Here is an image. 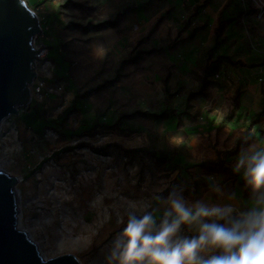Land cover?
Instances as JSON below:
<instances>
[{
	"label": "rangeland",
	"instance_id": "rangeland-1",
	"mask_svg": "<svg viewBox=\"0 0 264 264\" xmlns=\"http://www.w3.org/2000/svg\"><path fill=\"white\" fill-rule=\"evenodd\" d=\"M25 1L43 29L34 46L44 48L31 104L2 124L0 169L19 179V228L45 259L107 264L130 205L161 208L153 198L178 188L165 171L180 167L186 119L217 132L232 124L238 154L264 147V0H219L225 28L206 47L207 29L195 22L210 0ZM252 82L262 103L253 114L256 99L240 98ZM228 86L217 100L216 88ZM210 103L203 123L193 104Z\"/></svg>",
	"mask_w": 264,
	"mask_h": 264
},
{
	"label": "clouds",
	"instance_id": "clouds-1",
	"mask_svg": "<svg viewBox=\"0 0 264 264\" xmlns=\"http://www.w3.org/2000/svg\"><path fill=\"white\" fill-rule=\"evenodd\" d=\"M233 173L247 192L243 202L234 193L229 202L188 201L173 188L153 198L161 208L132 203L107 264H264V147L241 148Z\"/></svg>",
	"mask_w": 264,
	"mask_h": 264
},
{
	"label": "water",
	"instance_id": "water-1",
	"mask_svg": "<svg viewBox=\"0 0 264 264\" xmlns=\"http://www.w3.org/2000/svg\"><path fill=\"white\" fill-rule=\"evenodd\" d=\"M38 14L25 0H0V131L32 102L41 49ZM19 179L0 169V264H81L73 255L45 259L28 232L19 228Z\"/></svg>",
	"mask_w": 264,
	"mask_h": 264
},
{
	"label": "crops",
	"instance_id": "crops-1",
	"mask_svg": "<svg viewBox=\"0 0 264 264\" xmlns=\"http://www.w3.org/2000/svg\"><path fill=\"white\" fill-rule=\"evenodd\" d=\"M206 1L207 0H199L200 4H204ZM218 1L219 0H210L207 4L205 3L196 18L195 24L199 28L207 29V32L205 33L207 40H200L202 47H206L211 42L214 33L216 34V28L218 27L220 20V13L224 7H217ZM222 1H224L223 5H225L227 0ZM225 64L226 63L221 66L219 71L220 74H223V80L230 83V75L229 78L226 75ZM203 68L204 66L202 67L201 65V69ZM229 73H231V71H229ZM231 75L237 77V74L234 71ZM239 88L240 87H237L233 92L229 93L228 98L233 97L234 92ZM216 89L217 90L214 91V97H216L217 100L223 99V96L229 92V86L227 89L220 87H217ZM240 98L256 99L255 107L249 110L251 114H253V112L257 113L260 110L262 103L258 100V85L256 83L252 82L249 84V86L241 92ZM211 106H213L212 103L207 105L193 104L192 110L194 116L197 115L199 111H202L201 118L204 123L206 120L203 112L207 108H211ZM213 112H215L214 117H216L217 120L220 117L222 109L216 104ZM246 112L247 111L244 108H240L237 111V115L239 116L241 113ZM180 134V139L185 142L184 145H187V149H180L179 151L177 159L180 162V167L174 170V172L169 170L165 171L169 174L168 187L177 179L180 183L176 184L178 187L177 189L184 190L187 188L190 191L189 194L183 192L185 199L188 201L206 199L210 202H229L228 197L233 193L236 194L239 201H245L247 199V192L243 189V184L239 175L235 174L234 176H231L225 169L202 166L205 161H216L220 152L223 153L226 150H232L236 147L238 140L241 138L240 131L235 130L232 124L219 132H217V130L210 131L206 128V124L200 126L198 120L196 121L194 118H191L183 121V124L180 126ZM260 146L263 147L261 144ZM238 155L239 154L226 160V166L228 168L233 170ZM153 160L156 161V159ZM167 164L168 162H165L160 165L163 168ZM213 185H217L222 189V195L213 192Z\"/></svg>",
	"mask_w": 264,
	"mask_h": 264
},
{
	"label": "trees",
	"instance_id": "trees-1",
	"mask_svg": "<svg viewBox=\"0 0 264 264\" xmlns=\"http://www.w3.org/2000/svg\"><path fill=\"white\" fill-rule=\"evenodd\" d=\"M224 28H225V23H224V21H223V19H222V16L220 17V20H219V25H218V27L216 28V42L218 43L219 42V40L221 39V37H222V34H223V30H224ZM205 88H206V85H205V82H203L202 83V85H201V87H200V90L201 91H203V90H205ZM233 112H234V109H233V111L231 112V114H233ZM142 152H144V153H146V154H149V151L147 150V149H140ZM238 154V151H236V150H226V151H224L223 153L222 152H220V154H219V157H218V159L216 160V161H210V160H208V161H205L203 164H202V166H205V167H212V168H222V169H225L226 171H228L229 173H230V175L231 176H234L235 174L233 173V170L232 169H230V168H228L227 166H226V160L228 159V158H230V156H232V155H237ZM152 158H154V159H156V160H158L157 158V156H153V155H150ZM163 160V159H162ZM162 163H165V162H168L169 163V161H168V159H166V160H163V161H161ZM179 167H175V169H178Z\"/></svg>",
	"mask_w": 264,
	"mask_h": 264
},
{
	"label": "built area",
	"instance_id": "built-area-1",
	"mask_svg": "<svg viewBox=\"0 0 264 264\" xmlns=\"http://www.w3.org/2000/svg\"><path fill=\"white\" fill-rule=\"evenodd\" d=\"M40 57H41V55H40Z\"/></svg>",
	"mask_w": 264,
	"mask_h": 264
}]
</instances>
